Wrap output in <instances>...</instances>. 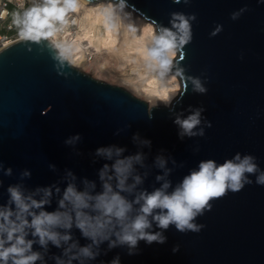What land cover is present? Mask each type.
<instances>
[{
    "label": "water",
    "instance_id": "water-1",
    "mask_svg": "<svg viewBox=\"0 0 264 264\" xmlns=\"http://www.w3.org/2000/svg\"><path fill=\"white\" fill-rule=\"evenodd\" d=\"M135 9L163 26L170 27V13H195L193 40L186 47L185 61L190 75L208 77L206 95L189 91L179 103L173 100L166 108L137 101L123 89L99 85L90 77L71 69H60L45 46L26 42L12 44L0 54V204L8 199L9 185L21 184L28 192L38 187H51V205L55 210L68 183L86 188L84 180L95 184L90 192H99L102 182L99 170L108 161L95 155L98 147L115 145L125 148L124 156L142 153L143 165H134L135 174L142 178L132 198L141 190L152 191L161 186L157 175L164 170L155 164L163 156L170 169L166 180L172 187L183 177L198 169L203 160L217 164L232 159L236 153L253 155L264 171V3L259 0H191L185 5L172 0H132ZM247 6L236 21L231 13ZM151 22V21H149ZM217 24L223 31L216 37L209 33ZM31 47V51L28 48ZM243 55V59H241ZM51 105L47 115L43 109ZM204 107L201 115L203 136L178 137L177 115L182 118L195 108ZM171 108V110H170ZM154 116L149 120L148 116ZM205 120L212 127H206ZM120 129L119 135H115ZM79 133L81 139L73 145L64 140ZM149 139L151 146L133 140ZM175 161V163H173ZM49 165H55L50 169ZM11 168V176L4 170ZM30 171V177L21 173ZM71 171L76 177L67 176ZM256 174H246L253 181L237 193L229 192L213 202L212 210L198 217L197 223L206 227L199 233L181 234L170 226L164 234L167 243L145 246L140 242L141 254L128 256L125 247L108 250L107 242L100 246V256L85 264H100L119 255L121 264H264V186L255 183ZM131 183V180L129 181ZM56 188L60 192H56ZM42 193L34 198L40 199ZM155 229V225H153ZM73 239L80 245L90 241L80 237L75 228ZM31 238V237H30ZM180 251L173 254L174 245ZM34 250L43 252L34 244ZM44 255L46 264H54L53 254L61 249L49 244ZM105 253H107L105 255ZM40 264V262H37ZM78 264V261H73Z\"/></svg>",
    "mask_w": 264,
    "mask_h": 264
},
{
    "label": "clouds",
    "instance_id": "clouds-1",
    "mask_svg": "<svg viewBox=\"0 0 264 264\" xmlns=\"http://www.w3.org/2000/svg\"><path fill=\"white\" fill-rule=\"evenodd\" d=\"M181 2L188 5L191 0H172L175 4ZM8 3L13 7L0 3V22H6L7 32L14 35L3 36V40L10 42L0 46V54L15 43L46 45L58 75H66L60 69L74 70L99 85L123 89L149 109L160 104L168 108L173 100L179 103L189 85L193 93L206 95L209 91L206 72L201 74L202 80L201 76L188 74L189 69L182 63L187 55L185 49L193 40L195 13L172 12L170 27H166L145 18L146 14L142 16L132 0H8ZM247 11V6L242 7L231 13L230 19L236 21ZM222 31L223 25L217 24L209 36L216 37ZM31 50L29 47L28 51ZM109 79L115 83H108ZM50 111L51 105L41 115ZM204 111V107H199L186 117L176 116L173 123L178 126L181 140L204 135L203 128L194 131L201 125ZM148 119L154 116L150 113ZM205 124L212 127L211 121L205 120ZM119 132L117 129L114 134ZM80 139L77 133L65 139L64 144L73 145ZM133 140L149 147L152 143L149 139L140 140L138 133ZM124 152L125 148L115 145L98 147L95 155L108 161L99 170L101 190L88 191L95 184L86 179L83 190L68 183L52 211L46 210V206L51 205L55 185L38 187L34 192H28L21 184L9 185L8 199L0 204V264H46L44 255L49 244L61 249L60 255L51 256L54 264L96 260L105 242L109 251L125 247L128 256L140 255L141 241L145 246L166 244L164 233L170 226L181 234L201 232L206 225L197 223L198 217L211 211L215 200L251 185L253 181L246 174L259 173L255 183L264 186V171L259 169L256 157L241 158L236 153L220 164L213 159L201 161L198 169L190 171L168 191L172 185L165 178L171 170L166 169L165 158L158 155L155 164L164 170L163 175L156 177L157 181H163L161 186L152 191L141 190L129 198L128 194L142 183L141 176L134 175V165H143L144 156L139 152L124 156ZM49 168L54 170L55 165ZM3 174L11 176L12 169L4 170ZM30 176L28 170L21 173V178ZM67 176L76 179L71 171ZM56 192L60 189L56 188ZM40 193V199L34 198ZM73 228L90 243L80 245L74 240ZM34 244L43 252L34 250ZM171 251L178 253L180 245H174ZM107 264H121L119 255Z\"/></svg>",
    "mask_w": 264,
    "mask_h": 264
},
{
    "label": "built area",
    "instance_id": "built-area-1",
    "mask_svg": "<svg viewBox=\"0 0 264 264\" xmlns=\"http://www.w3.org/2000/svg\"><path fill=\"white\" fill-rule=\"evenodd\" d=\"M0 3H5L8 4L9 8H12L13 5L11 3H8V0H0ZM8 36L9 38H11L14 33L11 32H7L6 30V22H0V46H2L3 43H9V40H3V36Z\"/></svg>",
    "mask_w": 264,
    "mask_h": 264
},
{
    "label": "bare ground",
    "instance_id": "bare-ground-1",
    "mask_svg": "<svg viewBox=\"0 0 264 264\" xmlns=\"http://www.w3.org/2000/svg\"><path fill=\"white\" fill-rule=\"evenodd\" d=\"M108 82H110V83H115V81H113V80H111V79H109ZM159 106H164V105H163V104H160Z\"/></svg>",
    "mask_w": 264,
    "mask_h": 264
},
{
    "label": "rangeland",
    "instance_id": "rangeland-1",
    "mask_svg": "<svg viewBox=\"0 0 264 264\" xmlns=\"http://www.w3.org/2000/svg\"><path fill=\"white\" fill-rule=\"evenodd\" d=\"M108 83H110V82H108ZM111 84V83H110Z\"/></svg>",
    "mask_w": 264,
    "mask_h": 264
}]
</instances>
